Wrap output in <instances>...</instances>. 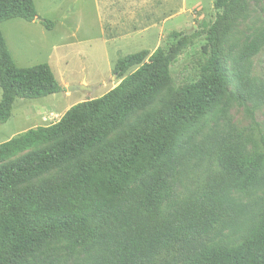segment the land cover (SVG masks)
Listing matches in <instances>:
<instances>
[{
  "label": "trees",
  "instance_id": "trees-1",
  "mask_svg": "<svg viewBox=\"0 0 264 264\" xmlns=\"http://www.w3.org/2000/svg\"><path fill=\"white\" fill-rule=\"evenodd\" d=\"M240 1H215L200 76L167 102L168 55L143 50L117 62L104 96L0 144V264H264V148L228 115L244 108L258 127L264 28L228 56L219 32ZM37 17L34 0H0V126L17 99L62 91L48 64L19 68L2 33Z\"/></svg>",
  "mask_w": 264,
  "mask_h": 264
},
{
  "label": "rangeland",
  "instance_id": "rangeland-1",
  "mask_svg": "<svg viewBox=\"0 0 264 264\" xmlns=\"http://www.w3.org/2000/svg\"><path fill=\"white\" fill-rule=\"evenodd\" d=\"M215 1L34 0L37 18L53 22L52 30L42 22L22 19L4 22L1 30L15 64L19 68L48 64L62 91L37 100L17 99L10 120L0 126V144L52 125L71 107L104 96L123 79L114 73L117 62L143 50L152 54L161 47L168 55L173 94H164L162 100L172 99L199 78L209 56L207 27L216 22L218 13H224L215 10ZM263 28L264 0H241L219 25L223 53L228 56L234 46L238 53L239 47ZM253 67L254 74L264 80V50L253 59ZM73 86H86L90 91H68ZM164 103H157L154 109ZM228 115L238 129L264 148V107L256 111L257 128L244 108L233 105ZM214 124L210 114L192 134L201 138ZM202 126L204 131L199 134Z\"/></svg>",
  "mask_w": 264,
  "mask_h": 264
},
{
  "label": "water",
  "instance_id": "water-1",
  "mask_svg": "<svg viewBox=\"0 0 264 264\" xmlns=\"http://www.w3.org/2000/svg\"><path fill=\"white\" fill-rule=\"evenodd\" d=\"M35 21L42 22V20L39 19V18H36ZM85 90L90 91V89L88 87H86V86H73V87H69L68 88V91H71V92L85 91Z\"/></svg>",
  "mask_w": 264,
  "mask_h": 264
}]
</instances>
